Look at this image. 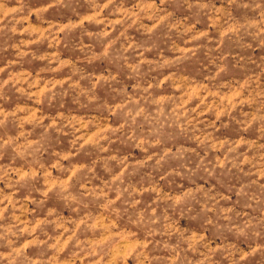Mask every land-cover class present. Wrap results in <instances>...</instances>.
<instances>
[{
	"label": "clouds",
	"instance_id": "obj_1",
	"mask_svg": "<svg viewBox=\"0 0 264 264\" xmlns=\"http://www.w3.org/2000/svg\"><path fill=\"white\" fill-rule=\"evenodd\" d=\"M0 264H264V0H0Z\"/></svg>",
	"mask_w": 264,
	"mask_h": 264
}]
</instances>
